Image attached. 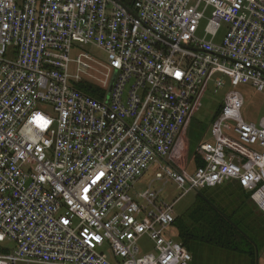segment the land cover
Here are the masks:
<instances>
[{
    "label": "built area",
    "instance_id": "built-area-1",
    "mask_svg": "<svg viewBox=\"0 0 264 264\" xmlns=\"http://www.w3.org/2000/svg\"><path fill=\"white\" fill-rule=\"evenodd\" d=\"M216 74L264 99V0H0V264H192L166 236L174 204L229 181L264 213V116L244 120L238 90L202 164L172 159ZM152 167L181 190L172 202L131 194Z\"/></svg>",
    "mask_w": 264,
    "mask_h": 264
},
{
    "label": "rangeland",
    "instance_id": "rangeland-1",
    "mask_svg": "<svg viewBox=\"0 0 264 264\" xmlns=\"http://www.w3.org/2000/svg\"><path fill=\"white\" fill-rule=\"evenodd\" d=\"M83 50L89 52L97 61H106L105 53L96 47L85 45ZM216 77L221 78L225 82L222 87H214L213 79ZM231 89L238 90L243 96L244 105L241 109V115L244 120L257 122L259 118L264 116V99L262 93L253 85L247 83L233 87L230 85L229 79L226 76L218 74L213 75L212 80L207 82L195 101L191 118L184 133L177 142L172 159L178 156H182L183 158V156L186 157L190 154L187 167L189 170L193 171L194 163L191 159V153L197 150L200 142L210 141V122L212 116L219 105H221L225 94ZM154 171L155 167H152L141 176L140 179L133 184L131 194H133L134 191L140 192L151 187L155 190H161L160 198L167 202H172L179 196L181 190L175 184L169 183L163 186V181L154 180ZM202 192L207 198L211 199L215 205L222 208L226 214H230L234 210L238 220L236 216L233 219L238 222L242 230L247 232V234L255 240V255L254 260H252V258L250 259L248 256L235 251L201 244L194 251L195 258L192 264H264V229L260 233L258 232L256 236L252 233L254 227L251 219L246 218L245 222L252 224L246 225L244 222H239V219L242 220V218L247 217L246 212H252L256 215L261 214L263 217L264 213L261 211L256 212L249 200H246L241 205L243 192L235 187V181H229L221 186L208 187L202 190ZM193 200V191L181 195L174 204V214L179 215L184 213ZM166 236L178 240L177 229L171 227L167 231ZM5 246H11L10 242L5 241L4 243H0V247ZM139 246L142 253L152 250L151 243L146 238H142L139 241ZM102 250L106 252L109 255V259L112 260L109 250L106 249V247H103Z\"/></svg>",
    "mask_w": 264,
    "mask_h": 264
},
{
    "label": "trees",
    "instance_id": "trees-1",
    "mask_svg": "<svg viewBox=\"0 0 264 264\" xmlns=\"http://www.w3.org/2000/svg\"><path fill=\"white\" fill-rule=\"evenodd\" d=\"M85 90L93 96L99 95L96 88H85ZM220 107L221 105L215 110L212 120L219 112ZM189 157L190 154L186 157L183 156V158L182 156L176 157L175 165L179 168L186 167L191 172L187 167ZM191 159L194 163V168L202 164L195 151L191 153ZM235 187L243 192L242 205L246 200L250 199V195L237 182H235ZM202 190L194 192V200L191 205L184 213L176 215L172 223V227L177 229L178 240L192 254V262L195 258L194 251L201 244L235 251L254 260L255 240L242 230L238 222L233 219L236 216L234 210L230 214H226L222 208L207 198ZM246 214L247 217L242 218V220L239 219V222H244L246 225L252 224L245 222L246 218L251 219L254 227L252 233L257 236V233H260L264 229V217L260 213V215L252 212H246ZM236 219L238 220L237 216Z\"/></svg>",
    "mask_w": 264,
    "mask_h": 264
},
{
    "label": "crops",
    "instance_id": "crops-1",
    "mask_svg": "<svg viewBox=\"0 0 264 264\" xmlns=\"http://www.w3.org/2000/svg\"><path fill=\"white\" fill-rule=\"evenodd\" d=\"M250 204L254 207V209L256 210V212H259L260 210L256 207V205L251 201V199H249Z\"/></svg>",
    "mask_w": 264,
    "mask_h": 264
}]
</instances>
